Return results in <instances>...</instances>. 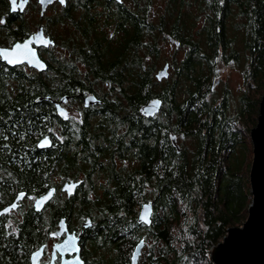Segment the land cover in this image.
Masks as SVG:
<instances>
[{"label":"trees","instance_id":"16d2710c","mask_svg":"<svg viewBox=\"0 0 264 264\" xmlns=\"http://www.w3.org/2000/svg\"><path fill=\"white\" fill-rule=\"evenodd\" d=\"M137 1L135 33L109 44L103 65L85 73L63 61L67 78L71 72L78 79L93 77L92 85L62 83L52 65L37 72L0 59V208L21 190H59L55 174L64 180L84 175L74 195L57 191L40 213L26 211L23 222L34 225L18 237L0 226L4 254H28L47 232L45 225L62 216L73 223L90 216L91 245L117 254V262H126L143 238L139 264H215L212 246L247 219L252 196L242 155L252 153L250 128L264 94V0H163L155 13L154 0ZM238 29L242 50L235 43ZM170 36L178 46L166 61L169 77L159 81L162 43ZM76 52L85 58L81 49ZM219 58L250 65L245 86L252 97L258 93L250 126L245 96L233 110L228 88L227 96L213 88ZM89 92L103 104L84 108L80 120L63 119L45 99L67 95L71 102ZM153 97L162 100V110L142 115L141 106ZM50 134L55 146H38ZM150 201L152 223L139 224V207Z\"/></svg>","mask_w":264,"mask_h":264},{"label":"flooded vegetation","instance_id":"af4514ba","mask_svg":"<svg viewBox=\"0 0 264 264\" xmlns=\"http://www.w3.org/2000/svg\"><path fill=\"white\" fill-rule=\"evenodd\" d=\"M16 5V10L13 11L12 0H0V20L3 21V23H0V48H11L16 43L30 41L31 47L37 50L40 57L47 63L48 68L52 65L56 72L57 80L74 85H92L96 82L93 77L78 79L72 72V77L68 76L69 78H67V75L62 72L64 68L62 65L63 61L74 62L78 70L85 73L88 69L98 68V66L103 65L108 45H115L121 37L135 33L136 27L131 21L136 19L139 11L137 0H65L64 3H61L60 0H52L51 2L48 1V3H43L40 0H27L26 3L23 0H16ZM46 39L50 41L48 44L42 42ZM169 40L175 46L177 45L175 39L171 36ZM80 41L83 42V47L79 46ZM80 49L83 54H86L84 55L85 58L76 52V50ZM0 59L2 60L1 55ZM19 65L26 70H36L37 72H46L48 70L47 68L44 71H39L35 67L29 66L26 62ZM90 94L95 95L99 102L85 106L83 98ZM73 101L79 107V116L74 117L75 120L82 118V110L84 108L95 109L103 104V100L93 92L79 94L77 98L74 97ZM69 102L70 98L63 103V106L67 108L70 118V110L67 107ZM56 129L59 134L63 132L60 126H57ZM50 137L52 139L50 147L53 144L55 146V136L50 134ZM83 177L84 175L80 171L77 176L64 180L59 190L53 187L55 192L51 201L47 204L55 202L57 191L66 196L74 195L79 191ZM67 181L79 182L74 194L69 195L67 191L62 190L63 184ZM21 192H24L25 195L19 201V206L0 215V226L6 230L5 232L8 235L13 234L16 237L19 236L22 228L34 225V223L26 224L23 222L24 214L26 211H31V213L41 212V210H35L34 202L37 197L43 194L26 193V191L21 190L15 194L12 201ZM91 194L95 196V193ZM87 219L91 220V224L86 226L84 223ZM62 220L65 221V230L63 231H61ZM42 225V223L39 226L37 224L38 229L44 226ZM94 225L95 222L90 216H85L80 223H73L67 216H62L57 222L54 221L45 225L47 232L44 233L42 240L37 242L28 254L11 256L4 254L0 249V264H32V254L40 248H43L42 255L36 264H131L132 251L126 262L123 258H120L117 262L116 259L119 258L117 254H104L106 251L105 247L94 248L91 245L93 242L90 239L89 229L94 227ZM68 234H74L75 237L79 238L78 251L71 252L66 249L65 252H62L57 247ZM72 248L69 247V249ZM77 255L80 261L75 259Z\"/></svg>","mask_w":264,"mask_h":264},{"label":"water","instance_id":"95a60500","mask_svg":"<svg viewBox=\"0 0 264 264\" xmlns=\"http://www.w3.org/2000/svg\"><path fill=\"white\" fill-rule=\"evenodd\" d=\"M42 2V0H40ZM49 0H43V3H48ZM52 1V0H51ZM49 41L48 39H46ZM50 42V41H49ZM27 44L28 48L24 49ZM16 45H20V49H16ZM5 52H7L9 59H14L16 63H9L5 59ZM34 54V55H33ZM0 55L2 60L10 66H16L26 62L29 66L35 67L39 71L47 69V63L42 60L36 49L32 48L30 41L16 43L11 48H0ZM42 65V66H41ZM170 64L166 63L162 69L156 73L159 81L168 78L170 74ZM42 96L36 98L41 101ZM46 100L55 103L58 113L64 118H69V112L63 103L68 101L69 96L64 95L58 100L52 99L50 96H45ZM85 106L99 102V99L93 95H87L83 98ZM155 102H159L158 104ZM162 110V100L158 97L151 98L148 102L141 106V114L144 116L154 115ZM252 141L253 158L250 166V191L252 193L251 203L248 208V216L242 226L232 227L228 230L225 239L212 246L211 258L215 264H264V94L260 100L259 115L257 124L251 128L250 131ZM173 144L180 150L177 140V134L170 133ZM38 145L42 148L50 147L52 139L49 136L42 138ZM43 145V146H41ZM78 181H67L63 184L62 190L67 191L69 195L74 194ZM55 189L49 188L46 192L36 198L34 208L37 211L42 210L45 205L51 201ZM25 193H19L16 198L0 209V215L15 209L19 206V201L24 197ZM145 206H148L147 222L142 219L145 214ZM154 204L152 201L142 204L137 221L140 224L150 225L153 219ZM61 231L65 230V221L62 220ZM86 226L91 224V220L87 219L84 223ZM79 238L74 234H68L64 241L57 245L62 252L68 249L71 252L78 251ZM146 245V241L142 238L134 246L131 255V264H138L140 256ZM69 247H73L69 249ZM42 249L35 251L32 254V264H36L39 257L42 255ZM80 261L79 256L75 257Z\"/></svg>","mask_w":264,"mask_h":264},{"label":"rangeland","instance_id":"374dc122","mask_svg":"<svg viewBox=\"0 0 264 264\" xmlns=\"http://www.w3.org/2000/svg\"><path fill=\"white\" fill-rule=\"evenodd\" d=\"M162 3H163V0H154L153 7H152L153 13H155V11L158 12L160 10ZM237 20H238L237 23L243 22V18L242 20L241 18H238ZM234 33L235 35L238 36V38L235 41V43H237L236 46L238 49H241V40L243 39V36H242L243 30L241 31V29H238V30H235ZM175 47H176L175 44L172 43L170 40H167L162 43V51H161L162 66L165 64L166 61H170L172 59L173 51ZM216 67H217V71L214 77L215 81L213 83L214 90L221 91L222 95L225 94L227 96V93H225V89L228 88L229 93H230L228 97L229 106L233 110H235V108L239 104V98L241 94H243L245 96V107H244L245 112H246L245 120H247L248 125L250 126L251 121L253 120L254 116L256 117V114L254 110L252 109L256 106V102H253L254 101L253 99L255 97H258V93L252 97V91L251 89H249L248 83L245 86V83L247 80L245 77V74L247 73V70L250 69V65H248V63L244 65V62L238 63L236 60H231L230 62L227 63L226 61L219 58V60L217 61ZM260 79L262 83H264V70L260 72ZM67 107L70 110V114L73 117L79 116V107L76 102L74 101L69 102V104H67ZM252 127H254V125ZM252 158H253V151L251 153L250 150L249 152L247 151L246 155L244 154L242 155V161L243 163H245V168L247 170V173H249V175H250V166H251ZM53 181L58 182L59 186H61L62 183L64 182V179H62L59 175L55 174L53 176ZM251 196H252V193H251ZM139 210H140V207H139ZM131 251L132 249H130L129 255L131 254ZM210 252H211V249H210Z\"/></svg>","mask_w":264,"mask_h":264},{"label":"snow or ice","instance_id":"6c2138e0","mask_svg":"<svg viewBox=\"0 0 264 264\" xmlns=\"http://www.w3.org/2000/svg\"><path fill=\"white\" fill-rule=\"evenodd\" d=\"M23 2L24 3H26L27 2V0H23ZM42 2H43V0H42ZM49 2H51V0H49ZM60 2L61 3H64L65 2V0H60ZM12 4H13V11H15L16 10V7H17V5H16V0H12ZM21 7H22V5H21ZM0 23H3V21L2 20H0ZM43 43H45V44H48L49 43V41H47V40H44V41H42ZM24 49H27L28 48V45L27 44H25L24 46ZM21 48V46L20 45H16V49H20ZM34 55V54H33ZM5 59H8L9 60V63H16L17 61L16 60H14V59H9V56H8V54H7V52H5ZM42 66V65H41ZM155 103H159V102H155ZM41 146H43V145H41ZM142 219L144 220V221H146L147 222V219H148V206H145V214H144V216L142 217Z\"/></svg>","mask_w":264,"mask_h":264},{"label":"bare ground","instance_id":"6f19581e","mask_svg":"<svg viewBox=\"0 0 264 264\" xmlns=\"http://www.w3.org/2000/svg\"><path fill=\"white\" fill-rule=\"evenodd\" d=\"M39 56H40V55H39ZM40 58H41V57H40ZM41 59H42V58H41ZM42 60H43V59H42ZM47 67H48V65H47ZM51 98H52V97H51ZM52 99H54V98H52ZM54 100H57V99H54ZM54 104H55V103H54ZM47 136H49V135H47ZM44 137H45V136H44ZM44 137H43V138H44ZM49 137H50V136H49ZM50 138H51V137H50ZM41 139H42V138H41ZM41 139H40V140H41ZM40 140H39V141H40Z\"/></svg>","mask_w":264,"mask_h":264}]
</instances>
